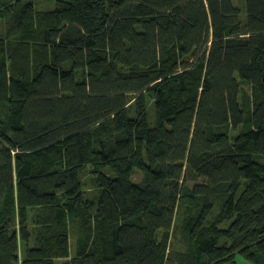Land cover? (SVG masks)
I'll return each instance as SVG.
<instances>
[{
	"label": "trees",
	"instance_id": "trees-1",
	"mask_svg": "<svg viewBox=\"0 0 264 264\" xmlns=\"http://www.w3.org/2000/svg\"><path fill=\"white\" fill-rule=\"evenodd\" d=\"M0 19V264H264V0Z\"/></svg>",
	"mask_w": 264,
	"mask_h": 264
},
{
	"label": "rangeland",
	"instance_id": "rangeland-1",
	"mask_svg": "<svg viewBox=\"0 0 264 264\" xmlns=\"http://www.w3.org/2000/svg\"><path fill=\"white\" fill-rule=\"evenodd\" d=\"M34 1L37 2V5L39 7H45V6L47 7L48 0H34ZM51 4L52 2H50V5ZM6 31H7V23L4 20L0 19V36L4 35ZM136 175L140 176L139 174H136ZM88 183L91 184L90 181H88ZM63 262H64L63 260L58 261L59 264H62ZM238 264H250V263L242 255H238Z\"/></svg>",
	"mask_w": 264,
	"mask_h": 264
}]
</instances>
